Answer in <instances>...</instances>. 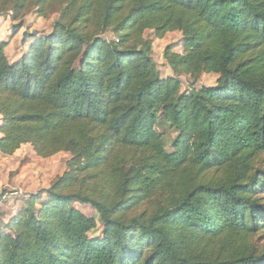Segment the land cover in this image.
<instances>
[{
  "label": "trees",
  "instance_id": "16d2710c",
  "mask_svg": "<svg viewBox=\"0 0 264 264\" xmlns=\"http://www.w3.org/2000/svg\"><path fill=\"white\" fill-rule=\"evenodd\" d=\"M52 8L18 61L0 41V155L70 158L2 225L0 264H264V0H0ZM147 31L179 33L173 74L215 86L159 79Z\"/></svg>",
  "mask_w": 264,
  "mask_h": 264
},
{
  "label": "rangeland",
  "instance_id": "374dc122",
  "mask_svg": "<svg viewBox=\"0 0 264 264\" xmlns=\"http://www.w3.org/2000/svg\"><path fill=\"white\" fill-rule=\"evenodd\" d=\"M59 15L57 8H52L46 12L44 18L39 17L36 9L24 12L17 20H13L11 12L0 13V41H7L8 46L5 54L12 64L18 61L22 54L26 53V46L23 43L24 37L30 35L28 39L42 38L51 34L53 24ZM17 27V29H16ZM25 35V36H24ZM104 38L111 40L112 35L106 33ZM144 39L147 44L146 55L152 60L155 65L157 77L161 80L168 78L176 79L179 82V95L184 93H191V89H200L201 87H213L216 84L218 76L216 75H202L191 87V79L184 74H173L167 62L163 57V53L167 47H170L174 53L181 54L182 52V37L179 33H168L162 39H157L153 32L147 31L144 34ZM1 121V116H0ZM157 127V131L163 135L166 149L171 151L172 142L175 139V133L168 128H164L162 123ZM70 156L66 153H59L47 159H41L34 153L29 145H23L12 156L0 155V198L15 191L22 192L24 197L17 196L18 200L23 202L27 195L36 194L41 190L47 189L50 185L64 172H66V162ZM264 160V158H262ZM264 169V163H263ZM15 197V196H14ZM11 203H3L0 213L5 210H16L17 205L13 200ZM74 207L81 211L89 218L95 217L94 210L89 206H81L74 203ZM5 213V212H4ZM101 233V226H98L96 231L90 234L99 236ZM255 240L258 244H264V236L259 235Z\"/></svg>",
  "mask_w": 264,
  "mask_h": 264
},
{
  "label": "crops",
  "instance_id": "0c3cea01",
  "mask_svg": "<svg viewBox=\"0 0 264 264\" xmlns=\"http://www.w3.org/2000/svg\"><path fill=\"white\" fill-rule=\"evenodd\" d=\"M16 198H18V197L17 196L14 197V195L11 194V193L10 194H7L6 193L5 195H3L0 198V202H3V203H6V202L7 203H11L12 201L9 202V200L12 199L13 202H15V204H19L20 201H17L18 199L16 200ZM21 204H22V202L20 203V205H17V207H16L17 209L14 210V211H12V210H5L4 211L5 213L4 212L0 213V229H1L2 225L8 223V221L17 214L18 210L20 209ZM0 208H1V210H3L2 209V204L0 205ZM1 214H3V216H1Z\"/></svg>",
  "mask_w": 264,
  "mask_h": 264
},
{
  "label": "built area",
  "instance_id": "2783aa9c",
  "mask_svg": "<svg viewBox=\"0 0 264 264\" xmlns=\"http://www.w3.org/2000/svg\"><path fill=\"white\" fill-rule=\"evenodd\" d=\"M14 196H23L24 197V194L22 192H18V191H15V193H13Z\"/></svg>",
  "mask_w": 264,
  "mask_h": 264
}]
</instances>
